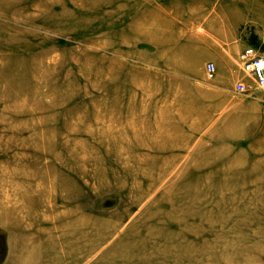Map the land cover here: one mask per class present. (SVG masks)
<instances>
[{
	"label": "rangeland",
	"instance_id": "1",
	"mask_svg": "<svg viewBox=\"0 0 264 264\" xmlns=\"http://www.w3.org/2000/svg\"><path fill=\"white\" fill-rule=\"evenodd\" d=\"M13 1L0 0V264H35L36 236L71 264H264V86L238 60L264 55V0Z\"/></svg>",
	"mask_w": 264,
	"mask_h": 264
},
{
	"label": "bare ground",
	"instance_id": "2",
	"mask_svg": "<svg viewBox=\"0 0 264 264\" xmlns=\"http://www.w3.org/2000/svg\"><path fill=\"white\" fill-rule=\"evenodd\" d=\"M3 1H5V0H2V2H3ZM6 1H7V0H6ZM14 2H16V0H14L12 3H14ZM7 3L9 4V2H7ZM69 3H70V2H69ZM112 3H113V2H112ZM4 4H5V3H4ZM4 4L2 3V5H4ZM10 4H11V3H10ZM66 4H67V3H66ZM101 5H103V4H101ZM68 6H69V5H68ZM109 6H110V5H109ZM3 7H5V6H3ZM11 7H12V6H11ZM73 7H74V6H73ZM7 8L9 9V7H7ZM5 9H6V8H5ZM76 9H77V8H76ZM76 9H75V12L77 11ZM2 10H3V9H2ZM98 10H99V9H98ZM5 11H6V10H5ZM5 11H4V12H5ZM9 11H10V10H9ZM78 11H79V10H78ZM95 11H96V10H95ZM80 12H83V11L81 10ZM80 12H79V13H80ZM99 12H100V11H99ZM89 13H90V12H89ZM87 14H88V13H87ZM87 14H86V15H87ZM90 14H91V13H90ZM68 15H69V14H68ZM84 15H85V14H84ZM48 22H49V21H48ZM44 23H45V22H44ZM215 29H216V28H215ZM215 31H216V30H215ZM17 48H18V47H17ZM36 58H38V57H36ZM36 58H35V59H36ZM38 60H39V59H38ZM39 61H40V60H39ZM2 62H3V61H2ZM33 62H35V61L32 60V63H33ZM0 63H1V62H0ZM35 63L39 64V62H35ZM40 63H41V61H40ZM3 64H4V62H3ZM3 64H2V65H3ZM5 64H7V63L5 62ZM9 64H10V63H9ZM42 64H44V62H42ZM14 65H15V64H14ZM14 65H13V66H14ZM30 65H32V64H30ZM35 65H36V64H35ZM0 66H1V65H0ZM15 66H16V65H15ZM15 66H14V67H15ZM33 66H34V65H33ZM46 66H47V65H46ZM36 67H37V66H36ZM36 67H35V68H36ZM41 67H42V66H41ZM37 68H38V67H37ZM47 68H48V67H47ZM52 68H53V67H52ZM53 69H54V68H53ZM1 70H2V69H1ZM4 71H5V69H4ZM41 71H42V69H41ZM47 71H50V69L47 70ZM40 73H41V72H40ZM40 77H41V76H40ZM42 77H43V76H42ZM42 80H43V79H42ZM63 84H64V83H63ZM35 98H36V97H35ZM37 98H39V97H37ZM39 99L41 100V98H39ZM36 100H38V99H36ZM36 100H35V102H37ZM40 100H39L38 102H42V101H43V100H42V101H40ZM222 132L224 133L225 131H222ZM217 134H218V133H217ZM224 134H225V133H224ZM220 135H222V133H221ZM227 135H228V134H227ZM219 137H221V136H219ZM219 137H218V138H219ZM222 137H223V135H222ZM224 137H225V136H224ZM226 137H227V136H226ZM68 139H69V138H68ZM219 139H221V138H219ZM213 140H214V139H213ZM223 143H224V142H223ZM225 144H226V143H224V145H225ZM228 145H229V144H228ZM215 146H216V145H215ZM219 146H220V145H219ZM222 146H223V145H222ZM214 148H215V147H214ZM222 148H223V147H222ZM222 148H221V149H222ZM225 148H226V147H225ZM218 152H220V150H219ZM218 152H217V153H218ZM218 154H219V153H218ZM241 154H242V153H241ZM216 157H217V156H216ZM216 159H217V158H216ZM239 164H240V163H239ZM13 168H14V167H13ZM16 168H17V167H16ZM174 169H175V167H174ZM186 171H187V170H186ZM12 172H13V171H12ZM36 176H37V175H36ZM222 177H223V176H222ZM258 177H259V176H258ZM13 179H14V178H13ZM14 181H15V180H14ZM12 182H13V181H12ZM37 183H38V182H37ZM257 183H258V182H257ZM17 184H19V183L17 182ZM20 184H21V183H20ZM39 184H40V183H39ZM12 185H14V183H13ZM2 186H3V185H1V187H2ZM10 186H11V185H10ZM15 186H16V185H15ZM21 186H22V184H21ZM28 186H29V185H28ZM33 186H34V185H33ZM12 187H13V186H12ZM40 187H41V186H40ZM40 187H39V188H40ZM26 188H27V187H26ZM30 188H32L31 185H30ZM37 189H38V188H37ZM40 189H41V188H40ZM4 190H6V189H4ZM4 190H3V192L5 193ZM0 191H1V190H0ZM9 191H10V190H9ZM27 191H29V190H27ZM35 192H37V191H35ZM4 193H3V195H6V194H4ZM9 193L11 194V192H9ZM19 193H20V192H19ZM232 193H233V192H232ZM20 194H21V193H20ZM10 196H12V195H10ZM23 196H24V195H23ZM23 196H22V197H23ZM33 196H35V195H33ZM22 197H21V196H18V192L16 191V195L12 198L13 200L11 201V202H14V203H12V204H13V208H10V206L12 205L10 202H9L10 204H8V203L6 202L7 204L4 205V208H5L4 210H5L6 212H11L12 210H15V208H16V210H17V209H18V208H17V207H18L17 204L20 203L19 205H21L22 202H21L20 200L22 199ZM24 198H25V196H24ZM26 198H27V197H26ZM221 204H223V203H221ZM226 204H227V202H225L223 205H226ZM23 206H24V205H23ZM14 207H15V208H14ZM11 209H12V210H11ZM19 209H20V208H19ZM21 209H22V208H21ZM19 211H20V210H19ZM19 211H17V212H19ZM21 212H22V211H21ZM32 212H33V211H32ZM19 213H20V212H19ZM25 213L27 214L26 211H25ZM34 213H35V211H34ZM15 214L17 215L16 212H15ZM20 214H21V213H20ZM26 214H25V216H27ZM30 214H31V212H30ZM30 214H29V215H30ZM16 215H15V216H16ZM21 215H23V214H21ZM30 217H31V215H30ZM33 217H34V215H33ZM33 217H32V218H33ZM22 223H23V222H22ZM22 223H20V225H21ZM18 225H19V223H18ZM260 228H261V227H260ZM260 228H259V229H260ZM242 230H243V229H242ZM255 230H256V229H255ZM223 231H224V230H223ZM225 231H226V230H225ZM244 231H245V230H244ZM251 231H252V230H251ZM245 232H248V231H245ZM254 232H255V231H254ZM260 232H263V233H264V229H263V231L260 230ZM226 233H228V232H227V231L224 232L220 238L222 239L223 235H225ZM232 233H233V232H232ZM235 233H236V232H235ZM257 233H258V232H256L255 234H257ZM220 234H221V233H220ZM238 234H239V233L237 232V235H238ZM246 234H248V233H246ZM260 234H261V233H260ZM253 235H254V234H253ZM261 235H262V234H261ZM227 236H229V234H227ZM227 236H226V237H227ZM230 236H231V234H230ZM232 236H233V235H232ZM232 236H231V237H232ZM235 236H236V235H235ZM247 236H248V235H247ZM212 237H213V236H212ZM217 237H218V235H217ZM224 237H225V236H224ZM231 237H228V238H231ZM233 237H234V236H233ZM233 237H232V238H233ZM240 237L243 238L242 235H241ZM253 237H254V236H253ZM253 237H252V238H253ZM228 238H227V239H228ZM242 238H241V239H242ZM244 238H245V235H244ZM262 238H264V237H262ZM204 239H205V238H204ZM216 239L219 240V238H216ZM233 239H234V238H233ZM236 239H237V238L235 237L234 240L236 241ZM210 240H211V238H210ZM222 240H223V239H222ZM238 240H239V239H238ZM246 240H247V239H246ZM248 240H249V239H248ZM263 240H264V239H263ZM211 241H212V240H211ZM214 241H215V240H214ZM224 241H225V238H224ZM232 241H233V240H232ZM254 241H256V240H254ZM226 242H227V241H226ZM226 242H225V245H222V246H221L222 249L219 250V252H217V254H218V253L220 254V251L222 252V254H224V252L227 251V250L229 251V248H227V246H226ZM230 242H231V241H230ZM236 242H237V241H236ZM240 242H241V240H240ZM243 242H244V241H243ZM252 242H253V241H252ZM259 242H260V241H259ZM261 242H262V241H261ZM218 243H219V242H218ZM218 243H217V244H218ZM231 243H232V242H231ZM231 243H229V245H230ZM234 243H235V242H234ZM241 243H242V242H241ZM249 243H251V242H249ZM254 243L256 244V242H254ZM257 243H258V241H257ZM214 244H216V242H215ZM217 244H216V246H214V245H212V244H211V245L209 244L210 246H208L207 249L210 250V251H212V252H214L215 249L219 248V247H217ZM238 244H239V242H238ZM207 245H208V244H207ZM219 245H220V244H219ZM227 245H228V244H227ZM252 245H253V244H251V246H252ZM261 245H262V244H261ZM261 245H257V246L262 247ZM232 246L235 247V245H232ZM232 246H231V248H232ZM246 246H247V245H246ZM254 246H255V245H254ZM236 247H237V246H236ZM236 247H235V248H236ZM259 247H258V249H259ZM255 248H256V246H255ZM239 249H241V248H239ZM239 249H238V250H239ZM234 250H236V249H234ZM238 250L235 251L234 253L238 252ZM251 250H252V249H251ZM251 250H250V251H251ZM256 250H257V249H256ZM263 250H264V249L261 248V251H260V252H262ZM217 251H218V250H217ZM250 251H249V252H250ZM204 252H206V251H204ZM240 252H243V253H244V254L241 253V255H243L242 258H243L244 260H247V261H248V260L251 261V259H253V261H254V259H257L256 256H258V254H256V253H255L256 255H255V254H254V255H251V254L246 253L245 251H240ZM201 253H202V251H201ZM230 253H232V252H230ZM245 253H246V254H245ZM250 253H251V252H250ZM253 253H254V252H253ZM262 253H264V251H263ZM262 253H261V254H262ZM195 254H196V253H195ZM204 254H205V253H203V254L200 255V256L202 257ZM236 254H237V253H236ZM184 255H185V254H184ZM211 255H212V254H211ZM225 255H227V253H225ZM245 255H246V257H245ZM263 255H264V254H263ZM193 256H195V255H194V254H189V255H188L189 258H193ZM217 256L219 257V255H217ZM254 256H255V257H254ZM261 256H262V255H261ZM214 257H215V255H214ZM258 257H259V256H258ZM232 258H233V255H232ZM235 258H238V259L240 258L239 253L237 254V257L235 256ZM242 258H241V259H242ZM259 258H261V257H259ZM262 258L264 259V257H262ZM196 259H197V258H196ZM198 259H199V258H198ZM203 259H204V258H203ZM211 259H212V258H211ZM214 259H215V258H214ZM241 259H240V260H241ZM243 259H242V260H243ZM199 260H201V259H199ZM199 260H197L198 263H200ZM209 260H210V259H209ZM257 260H258V259H257ZM259 260H260V259H259ZM261 260H262V259H261ZM197 261H196V262H197ZM213 261H214V260H213ZM233 261H235L234 258H233ZM247 261H246V263H247ZM237 262H238V261H236L235 263H237ZM242 262H243V261H242ZM207 263H208V262H207ZM209 263H210V262H209ZM224 263H225V262H224ZM244 263H245V262H244ZM246 263H245V264H246ZM248 263H249V261H248ZM254 263H255V262H254ZM258 263H261V261H260V262H257V264H258ZM200 264H201V263H200ZM204 264H205V263H204ZM210 264H211V263H210ZM226 264H227V263H226ZM237 264H238V263H237ZM240 264H241V263H240ZM250 264H252V262H251ZM261 264H262V263H261Z\"/></svg>",
	"mask_w": 264,
	"mask_h": 264
},
{
	"label": "built area",
	"instance_id": "3",
	"mask_svg": "<svg viewBox=\"0 0 264 264\" xmlns=\"http://www.w3.org/2000/svg\"><path fill=\"white\" fill-rule=\"evenodd\" d=\"M238 60L242 67L248 71L259 86H264V55H260L256 50L249 46L244 48L240 53ZM216 64L209 62L206 66V76L209 79L216 77ZM249 82L238 80L234 86L237 92H245L249 89Z\"/></svg>",
	"mask_w": 264,
	"mask_h": 264
},
{
	"label": "crops",
	"instance_id": "4",
	"mask_svg": "<svg viewBox=\"0 0 264 264\" xmlns=\"http://www.w3.org/2000/svg\"><path fill=\"white\" fill-rule=\"evenodd\" d=\"M45 241L49 238L44 237L40 240L35 237V264H71L70 254H67L64 249L53 250L50 246H45Z\"/></svg>",
	"mask_w": 264,
	"mask_h": 264
}]
</instances>
